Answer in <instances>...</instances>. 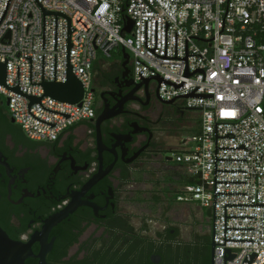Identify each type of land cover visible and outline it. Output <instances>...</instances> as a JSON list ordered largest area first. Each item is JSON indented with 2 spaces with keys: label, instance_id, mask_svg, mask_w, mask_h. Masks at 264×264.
Listing matches in <instances>:
<instances>
[{
  "label": "built area",
  "instance_id": "1",
  "mask_svg": "<svg viewBox=\"0 0 264 264\" xmlns=\"http://www.w3.org/2000/svg\"><path fill=\"white\" fill-rule=\"evenodd\" d=\"M119 47L134 81L159 77L161 101L198 113L173 154L193 181L176 201L210 210L213 264H264V0H0L10 118L38 142L89 122L92 66ZM69 67L80 101L44 95Z\"/></svg>",
  "mask_w": 264,
  "mask_h": 264
},
{
  "label": "flooded vegetation",
  "instance_id": "2",
  "mask_svg": "<svg viewBox=\"0 0 264 264\" xmlns=\"http://www.w3.org/2000/svg\"><path fill=\"white\" fill-rule=\"evenodd\" d=\"M120 59L107 60L93 75L94 117L58 142L26 140L22 129L9 118L7 100L0 96V227L10 238L27 242L42 229L46 218L69 204L76 205L50 230L47 241L54 240L46 259L52 253L56 230L81 231L78 250L69 255L72 245L67 260L77 254L78 260L92 263L103 250H116L119 242L128 247L134 231L122 207L127 199L140 198L139 192L132 195L141 175L167 172V161H173L182 138L193 128L182 117L187 110L176 101L163 103L154 80L145 85L134 81L131 58L125 66ZM102 113L110 117L98 130L96 121ZM160 120H169L174 126L160 129ZM98 174L101 178L88 187ZM151 200L152 208L159 202L169 208L176 206L165 193ZM166 221L164 218L158 239L167 241L162 243L169 247L167 259L154 254L160 256L158 264H181V245L188 244L182 243L177 228ZM39 246L34 242L32 250L38 252Z\"/></svg>",
  "mask_w": 264,
  "mask_h": 264
},
{
  "label": "rangeland",
  "instance_id": "3",
  "mask_svg": "<svg viewBox=\"0 0 264 264\" xmlns=\"http://www.w3.org/2000/svg\"><path fill=\"white\" fill-rule=\"evenodd\" d=\"M182 117L186 123L198 129L197 112L186 111ZM168 121L169 120H160L157 127L160 129H168L174 126V123ZM186 123L185 125L187 126ZM190 125L189 127H191ZM178 148L179 146L177 149ZM165 156H167V153L164 157ZM167 168L166 173L165 171H162V173L157 172L154 176L145 174L144 178L141 175V179L138 180V184L134 189L136 193L132 196L137 195L139 192V197L142 200H136V196L132 197V199H127L125 205L122 207L121 212L126 220L130 222L134 235L141 236L146 239L147 242H153L155 246L167 243V241L161 242L158 239V234L163 230V219L165 218L167 220L166 224L169 223L170 226L177 228L183 244H190V242L195 239L192 237L193 233L204 240L210 239L211 222L206 210H202L201 212L202 219L197 220L194 217L192 218V214L190 213V211L194 212L193 209L187 208L184 202H179L175 199L176 192L185 184L188 179L187 176L182 174L181 168L174 161H167ZM174 173L179 175H174ZM163 193H165L166 198L171 199L176 206L174 207V205L171 204L172 207L169 208L166 203L159 202L152 208L153 202L151 199H153L154 196L162 197ZM86 233L87 232H85V234ZM161 237L164 236L161 235ZM83 238L84 236L80 239L82 240ZM78 246V244L72 246L69 250V255L75 253L78 250ZM119 246L123 247L120 242L117 247Z\"/></svg>",
  "mask_w": 264,
  "mask_h": 264
},
{
  "label": "water",
  "instance_id": "4",
  "mask_svg": "<svg viewBox=\"0 0 264 264\" xmlns=\"http://www.w3.org/2000/svg\"><path fill=\"white\" fill-rule=\"evenodd\" d=\"M132 22L127 21L125 26L122 28V32L129 33L131 31ZM121 55H122V66H125L129 60L130 54L124 48L121 47ZM5 63L0 62V83H5ZM150 80V78L145 79L140 82V85H145V83ZM154 81L160 82L159 77H155L152 79ZM44 95L50 96L59 101H65L69 103H77L80 101L83 95V87L80 81L75 77V75L71 72L70 67L67 72V79L64 83H44ZM136 89V88H135ZM32 101H39V98L35 99L33 97L30 98ZM165 104H171L174 100L170 101H162ZM6 103H8L6 101ZM109 114L102 113L96 121V125L99 130V125L102 121L109 118ZM11 122L14 120L11 118ZM101 142L98 139V143ZM102 174L96 175L93 179H91L87 186H91L95 184L100 178ZM75 204H69L65 208L60 211L50 215L48 218L44 220L42 229L35 235L31 237V239L27 242H23L21 240H15L10 238L7 233L0 227V264H25V260L28 258H33L37 261L36 264H62V263H52L46 261V254L51 250L53 245V238L50 242L47 241L48 234L53 226L62 220L66 219V217L72 213L75 209ZM34 242H39L40 246L37 253H34L32 250V245ZM213 242H210V263L213 264ZM232 255L226 256V259H230ZM150 261L152 264H158L160 262L159 255H151Z\"/></svg>",
  "mask_w": 264,
  "mask_h": 264
},
{
  "label": "trees",
  "instance_id": "5",
  "mask_svg": "<svg viewBox=\"0 0 264 264\" xmlns=\"http://www.w3.org/2000/svg\"><path fill=\"white\" fill-rule=\"evenodd\" d=\"M122 59L121 55V47L112 52L111 57L99 56L98 59L94 62L92 66L93 75L95 71H97L102 64L107 62L109 59ZM120 59V60H121ZM2 97V96H1ZM10 118V116H9ZM84 124V123H82ZM17 125V124H16ZM80 124L71 127L67 132L74 130ZM20 129H22L19 125H17ZM197 128H192L189 130L188 135H193L197 133ZM23 131V130H22ZM24 134V133H23ZM24 138L29 142L41 144L43 142L33 141L27 138L24 134ZM61 136L53 141L58 142ZM72 139V138H71ZM19 141V140H18ZM193 183L191 179H187L184 185H188ZM183 185V186H184ZM179 191L176 192L175 199L177 197ZM138 200H142L139 198ZM56 241L53 246L52 253L48 255L46 261L52 263H63V264H85L84 262L77 259V254L70 257L68 260L66 259L69 248L78 242V237L80 232H73L71 230H64L62 233H57ZM209 242L210 239H202L200 237H196L190 244L181 245V255H182V263L181 264H210L209 259ZM169 247L167 245H159L155 246L153 242H147L146 239L141 236L134 235L133 240L130 242L128 247L119 246L116 250L110 251L103 250L101 254L96 258V262H88L86 264H152L150 261L151 254H159L163 258L167 259V254ZM33 252H37V248H33ZM37 261L33 258H28L25 260V264H36Z\"/></svg>",
  "mask_w": 264,
  "mask_h": 264
},
{
  "label": "crops",
  "instance_id": "6",
  "mask_svg": "<svg viewBox=\"0 0 264 264\" xmlns=\"http://www.w3.org/2000/svg\"><path fill=\"white\" fill-rule=\"evenodd\" d=\"M182 174H183V172H182ZM178 175H179V174H178ZM178 175H177V176H178ZM187 178L190 179L189 177H187ZM184 205H185L187 208H189V209H193V210H194V212L190 211V213L192 214V218L194 217V218L197 219V220L202 219L201 212H202V210H206L207 215H208L209 220H210L211 212H210L209 209H207V208H203V207L199 206V204L194 203V202H191V203H185ZM192 237H193V238H196L197 236L195 235V233H193V236H192Z\"/></svg>",
  "mask_w": 264,
  "mask_h": 264
}]
</instances>
